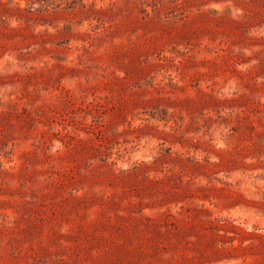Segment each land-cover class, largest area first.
<instances>
[{
  "label": "rangeland",
  "instance_id": "1",
  "mask_svg": "<svg viewBox=\"0 0 264 264\" xmlns=\"http://www.w3.org/2000/svg\"><path fill=\"white\" fill-rule=\"evenodd\" d=\"M0 264H264V0H0Z\"/></svg>",
  "mask_w": 264,
  "mask_h": 264
}]
</instances>
